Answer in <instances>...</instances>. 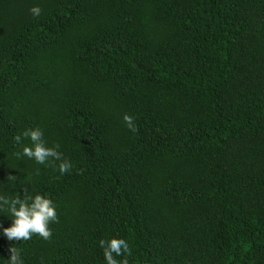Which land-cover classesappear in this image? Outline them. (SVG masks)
<instances>
[{"label": "trees", "instance_id": "1", "mask_svg": "<svg viewBox=\"0 0 264 264\" xmlns=\"http://www.w3.org/2000/svg\"><path fill=\"white\" fill-rule=\"evenodd\" d=\"M31 127L68 171L12 156ZM21 188L57 213L24 264H104L110 236L129 264H264V0H0V194Z\"/></svg>", "mask_w": 264, "mask_h": 264}, {"label": "clouds", "instance_id": "2", "mask_svg": "<svg viewBox=\"0 0 264 264\" xmlns=\"http://www.w3.org/2000/svg\"><path fill=\"white\" fill-rule=\"evenodd\" d=\"M32 16H38L41 9L32 6L29 9ZM125 126L134 131L133 117L128 114L122 116ZM28 143H23L24 139ZM14 145L19 146L12 156L26 157L36 164L45 165L55 161L56 169L63 174L71 167L70 162L62 157L57 150V145L46 144L43 139V132L39 127L25 128L18 134L12 136ZM8 179L15 182L14 175H8ZM0 213L10 218V223L0 226V234L11 241L7 246V258L0 256V264H24L22 248L18 245L21 241H27L36 236L47 240L51 235L49 224L57 218L56 205L47 194L39 191L28 193L21 188V193L5 195L0 194ZM98 246L102 251L104 264H129L130 247L129 242L120 236H110L107 239H100Z\"/></svg>", "mask_w": 264, "mask_h": 264}]
</instances>
